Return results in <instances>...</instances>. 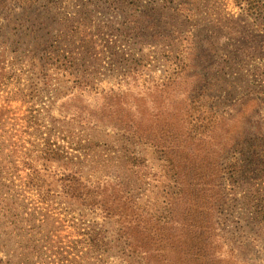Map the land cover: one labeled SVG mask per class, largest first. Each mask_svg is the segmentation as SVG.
I'll return each instance as SVG.
<instances>
[{
    "label": "rangeland",
    "instance_id": "1",
    "mask_svg": "<svg viewBox=\"0 0 264 264\" xmlns=\"http://www.w3.org/2000/svg\"><path fill=\"white\" fill-rule=\"evenodd\" d=\"M15 1L0 10L1 264H145L117 230L133 211L152 228L151 216L183 210L164 152L193 118L209 119L205 145L223 146L215 136L226 132L236 140L220 157L214 252L220 264H264L263 16L234 0H155V28L142 34L130 0ZM19 20L41 24L37 41L12 30ZM48 52L57 63L44 75ZM121 117L166 137L148 143ZM73 171L91 191L118 192L114 217L68 199L59 179Z\"/></svg>",
    "mask_w": 264,
    "mask_h": 264
},
{
    "label": "trees",
    "instance_id": "2",
    "mask_svg": "<svg viewBox=\"0 0 264 264\" xmlns=\"http://www.w3.org/2000/svg\"><path fill=\"white\" fill-rule=\"evenodd\" d=\"M16 1L19 3L23 0ZM38 1L52 2V0H35L36 3ZM92 1L101 2L103 5H108L107 7H116L126 5L128 0ZM130 1L131 5L136 7L137 10L135 13L137 15L135 16L136 20L141 21L139 28H137L139 32H153L155 28V24H153L154 17L150 16V12H154L153 10L148 12V9L153 6L155 0ZM13 2L14 0H0V10ZM234 3L243 14L263 16L264 19L263 0H234ZM178 11L176 10L175 13H178ZM40 26L41 24H36L34 21L24 22L19 20L18 24L14 23L12 30L26 33L25 35L37 41L39 39L38 34L42 30ZM262 30L264 33V29ZM55 59L57 58H54L51 52H48L47 56L41 59L40 71L42 74H44V68L47 65H52V61L57 63ZM44 79L46 77L42 76L43 82L46 81ZM200 85L203 90L207 91L203 83ZM195 91L198 90L195 88ZM207 121H209L207 118L190 119L191 131H188L186 136H181L176 145L167 144L164 152L165 158L171 167L175 185L183 197V210L180 213L173 212L172 214L171 212V216L167 220L151 216L150 220L155 223L152 228L138 226L141 223L139 220L143 218L136 217L134 211L130 215L124 214L125 216L122 218L126 222L124 221V225L117 230V235H122L118 238V241H123L124 253L140 256L145 264H183V260L187 264H220L221 260L214 252L217 234L212 223V205L215 206V203L222 199L221 181L227 171L221 165L220 157L235 148L236 140L230 133L226 132L223 136H215L218 140L221 138L224 142L223 146H220V141L218 146L205 145L209 137L207 130L209 126L204 124ZM121 122L127 128L134 125L137 132L148 143L151 140L159 139V137L162 139L166 137V133L162 134L158 129L152 128L142 120L131 124L127 117H121ZM193 128L194 130H192ZM46 153H51L47 154L49 158L57 161L62 160L60 153L56 150H47ZM237 164L235 165L238 166ZM231 169L233 171L235 168L231 167ZM69 173L68 177H63L59 181L70 201L97 206L106 218L114 217L116 211L115 200L121 198L117 197L118 192L111 191L114 194L109 197L111 192L108 194L106 190H100L102 188L99 184L93 189L94 191H91L89 189L91 186L79 178L80 176L74 171ZM4 184L2 181L0 182V186ZM23 184L27 189L30 186L38 188L37 180L35 182L30 180L29 182H23ZM120 204L124 205L123 209L126 213L125 203L121 202ZM146 222L148 220L142 221V223ZM135 230L136 233H134ZM99 243V240L90 236L87 242L88 249L97 252L101 247Z\"/></svg>",
    "mask_w": 264,
    "mask_h": 264
}]
</instances>
